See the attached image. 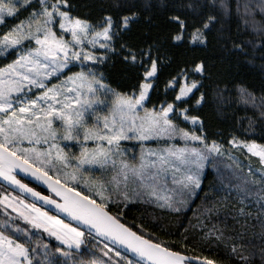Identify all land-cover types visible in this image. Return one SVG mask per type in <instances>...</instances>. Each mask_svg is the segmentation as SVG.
Masks as SVG:
<instances>
[{
  "label": "snow or ice",
  "instance_id": "6c2138e0",
  "mask_svg": "<svg viewBox=\"0 0 264 264\" xmlns=\"http://www.w3.org/2000/svg\"><path fill=\"white\" fill-rule=\"evenodd\" d=\"M234 17L260 36L258 48L233 36ZM250 48L264 53V0H0V264H60L46 251L41 259L39 248L67 258L101 241L98 256L73 264H223L182 252L123 216L134 204L177 218L191 210L206 164L223 149L208 134L205 107L224 112L235 94L236 104L264 118V55L260 95L240 79L254 67ZM162 76L164 97L153 102ZM177 140L185 147L169 143ZM125 141L137 142L138 161L127 157ZM150 141L157 147L145 150ZM229 143L258 158L264 172V145L236 136ZM169 175L178 187L169 188ZM245 191V199L253 194ZM255 203L256 210L226 194L189 226L224 248L230 264H264V180Z\"/></svg>",
  "mask_w": 264,
  "mask_h": 264
},
{
  "label": "trees",
  "instance_id": "16d2710c",
  "mask_svg": "<svg viewBox=\"0 0 264 264\" xmlns=\"http://www.w3.org/2000/svg\"><path fill=\"white\" fill-rule=\"evenodd\" d=\"M78 3H83L85 0H77ZM88 3L96 5L109 3V0H86ZM83 12V10H80ZM259 20V16H257ZM232 34L239 39L254 42L255 47L260 45V36L253 32L251 29L246 30L243 20H238L235 17L231 22ZM250 54L256 57L254 61V67H251L243 72L240 79H242L247 85H250L256 91V95H260V80L259 69L261 61L259 57L264 55L259 51H255L250 48ZM8 62H11V57L8 58ZM4 58L0 57V67L4 66ZM166 77L162 76L159 82V93L152 94L153 102L158 99L162 100L164 97V84L163 81ZM233 106L227 108L224 112H218L215 107H205L203 115L205 117V123L208 128V134L212 139H215L217 143L222 144L223 147L229 146V141L232 136H236L238 140H247L248 142H255L260 145H264V118L260 115L258 108L245 107L242 104H236L235 94L233 95ZM149 107L152 105L149 104ZM251 121V127L249 122ZM189 127H192L189 125ZM222 154L224 166H228L231 171L223 170L222 166L219 168H213L210 164L205 167L202 176V188L203 191L199 193V199H196L193 203L191 210L187 211L184 216L177 218L176 216L162 214L161 210L152 208L143 204H134L130 208L124 209L123 220L131 222L133 217L136 218V223H144L149 231L153 232L160 239L167 241L174 247L179 248L180 251H188L189 255H208L215 258L223 259V264H230L226 259L225 249L217 248L215 244H209L208 241L203 240L199 233L201 229L199 227L192 228L189 226V221L193 224L197 219L203 221L208 213L205 211L207 208L212 207L214 203L225 197L226 194H230L232 200H243L247 205L252 203L253 209L259 208V204L255 203L256 195L259 194L261 189V181L264 180V172L260 170V166L256 163L257 158L249 155L244 150L234 148H225ZM242 181V182H241ZM247 189L252 190V195L245 199ZM40 192H43L39 189ZM205 196L208 197L205 201ZM224 209L221 206V215H223ZM13 215V214H12ZM5 217L2 215V207L0 206V221ZM21 227H30L20 220L15 221ZM158 224L159 227H152V225ZM183 225V227H181ZM185 228L188 229L187 240L183 243L190 245L189 249L180 247L182 243V237L185 234ZM171 232L172 235H167ZM34 239L39 238V232L33 230ZM47 241V238L45 239ZM51 245H58V242L54 239L51 240ZM103 246V242L99 247ZM99 247L95 244L87 245L81 250L76 251L73 257H64L60 253L55 251L54 247H48L44 249L39 248L38 255L41 259L44 258V252L48 253L47 259L52 261H59L60 264H64L67 259L68 264H73V260H83L87 262L93 258V253L99 255ZM191 249H195L192 251ZM126 260H131L128 257L122 255Z\"/></svg>",
  "mask_w": 264,
  "mask_h": 264
},
{
  "label": "rangeland",
  "instance_id": "374dc122",
  "mask_svg": "<svg viewBox=\"0 0 264 264\" xmlns=\"http://www.w3.org/2000/svg\"><path fill=\"white\" fill-rule=\"evenodd\" d=\"M169 143L171 144H175L178 148H183L185 147V142L184 141H170ZM124 146H126L128 148V151H127V157L128 158H131L133 155L136 156L137 158V161L139 159V155H140V152H141V149L139 147H133V145H136L137 142L136 141H125L123 142ZM160 147H163V144L159 145ZM197 143L196 142H191L189 141L187 143V147L189 148H192V147H197ZM148 147H151V148H156L157 147V144L155 142H146L145 143V150L148 148ZM229 148H234V149H237L236 147H233L231 144H229L228 146ZM228 147H223L222 149V154L224 153V149L225 148H228ZM75 151H78V147L76 149H74ZM245 152H247L246 149H244ZM248 153V152H247ZM222 154L220 155H216V154H213V160H214V163L213 164H210L213 168H219L222 166L223 170H226V171H231V169L228 167V166H224V163H223V159H222ZM249 155H251L250 153H248ZM258 159V158H257ZM209 164H206L205 167H207ZM205 169V168H204ZM204 172V171H203ZM179 175V174H178ZM203 176V175H202ZM202 178V177H201ZM242 182V181H241ZM168 186L169 188H174V187H178L177 185H172L171 184V175L168 176ZM9 191V190H8ZM10 193H12L11 191H9ZM14 194V193H12ZM165 194H168V193H165ZM2 207V206H1ZM13 216H15V214L13 213ZM23 222V221H22ZM99 250V249H98ZM99 254H100V251H98ZM125 264H126V261H125Z\"/></svg>",
  "mask_w": 264,
  "mask_h": 264
},
{
  "label": "water",
  "instance_id": "95a60500",
  "mask_svg": "<svg viewBox=\"0 0 264 264\" xmlns=\"http://www.w3.org/2000/svg\"><path fill=\"white\" fill-rule=\"evenodd\" d=\"M19 175L24 179L25 182L29 183V185L32 186V187H34L37 191H39V189H41L43 192H45V193H42L41 192L42 194L51 195V193L49 192V190H48V188H47V186L45 184L41 183L40 181L34 180L30 176H26L24 173H20ZM0 184H4V182L3 181H0ZM5 187H7L8 190L11 191L14 194L16 192H18V190H14L10 186L5 185ZM27 199L29 201H32L33 200V198L30 195L27 196ZM36 203L38 205H40V206H43L46 210L55 213V209L52 208L51 206L43 205V203L40 202V201H36ZM101 242H103V241H101ZM120 252L122 253V255L128 257L131 260H136L137 259V257H135L131 252H129V251L123 249V248H120ZM195 264H199V262H195Z\"/></svg>",
  "mask_w": 264,
  "mask_h": 264
}]
</instances>
